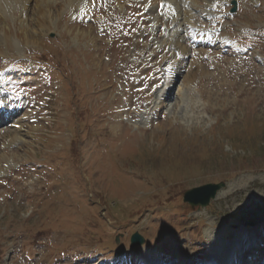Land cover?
<instances>
[{
	"label": "rangeland",
	"instance_id": "obj_1",
	"mask_svg": "<svg viewBox=\"0 0 264 264\" xmlns=\"http://www.w3.org/2000/svg\"><path fill=\"white\" fill-rule=\"evenodd\" d=\"M197 1L0 3V264L264 262V0Z\"/></svg>",
	"mask_w": 264,
	"mask_h": 264
},
{
	"label": "bare ground",
	"instance_id": "obj_2",
	"mask_svg": "<svg viewBox=\"0 0 264 264\" xmlns=\"http://www.w3.org/2000/svg\"><path fill=\"white\" fill-rule=\"evenodd\" d=\"M3 1H6V0H0V3H2ZM12 3H19L20 6L21 4H23L24 0H8ZM73 1V0H72ZM159 1L161 0H148V5H149V10L150 12H154L156 11V8H154L155 6V3H159ZM165 2L169 1L172 5L169 7L167 5H164L163 6V9L166 11H170L171 13L174 12V15H173V19L176 20V18L181 15L183 16V18H181L185 23L189 24L190 20H191V16H192V5L195 4V3H198L197 0H192V2H190V5L189 6H186L185 9H183L185 12H183V10L181 9V7H179L180 5V1L181 0H164ZM218 0H205L206 2V6H207V9L208 10H212L215 8V6L218 5L217 3ZM82 4V3H81ZM17 5V4H16ZM163 5V4H162ZM154 8V9H152ZM162 10V9H161ZM160 17L159 15H155L153 16V21L154 23H159L160 22ZM173 20V21H174ZM175 22V21H174ZM173 22V23H174ZM178 22V21H177ZM189 27V25H188ZM175 31V30H174ZM177 45V51H179L181 54L185 55V53L187 52V48L181 44V42H177L176 43ZM185 58V57H184ZM172 65V64H171ZM174 65V64H173ZM173 73H176L177 72V66L176 68L173 69L172 71ZM174 82V78H170L169 81L166 83V85L164 86V89L169 90V88L171 87V85L173 84ZM193 84V82H192ZM158 96V95H157ZM21 103H17L15 104L14 102H11V101H8L7 98H5L4 95H2L0 93V122L1 120H3V118L7 117V115L11 112H13L15 109L14 108H17L18 105H20ZM159 106H157L158 108ZM145 112V111H144ZM130 113V112H129ZM157 114V113H156ZM158 126H160V124L157 122ZM17 128V127H16ZM20 129V128H19ZM18 130V129H17ZM21 130V129H20ZM19 132V131H18ZM12 133V132H11ZM15 133V132H14ZM19 134V133H18ZM17 133L15 134V136H10V140L12 141H16L18 138H19V135ZM17 138V139H16ZM179 251V252H178ZM176 255L182 257L184 259V261L188 262V260L190 259V254L188 251H185V250H182V249H178L176 248ZM221 256H219V260H217V263L218 264H226L228 259L231 257L233 258L232 256L234 255V252L232 250V248H227L225 249L221 254ZM223 261V262H221ZM189 263V262H188ZM229 264V263H228Z\"/></svg>",
	"mask_w": 264,
	"mask_h": 264
},
{
	"label": "water",
	"instance_id": "obj_3",
	"mask_svg": "<svg viewBox=\"0 0 264 264\" xmlns=\"http://www.w3.org/2000/svg\"><path fill=\"white\" fill-rule=\"evenodd\" d=\"M234 3L236 2L234 1ZM236 8L237 6L235 4L232 10L234 11ZM225 184L224 181H220L194 186L185 191L184 200L189 202L192 206H206L210 203L211 199L217 195V192L225 186ZM246 223L252 225L254 224V221L248 220ZM144 240V237L139 232H135L131 236V244L133 246L142 244Z\"/></svg>",
	"mask_w": 264,
	"mask_h": 264
}]
</instances>
